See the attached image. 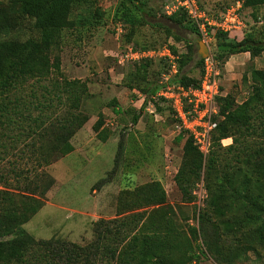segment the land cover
<instances>
[{"label":"rangeland","instance_id":"374dc122","mask_svg":"<svg viewBox=\"0 0 264 264\" xmlns=\"http://www.w3.org/2000/svg\"><path fill=\"white\" fill-rule=\"evenodd\" d=\"M6 1L0 0V6ZM143 1L148 2L156 18H143L127 5L121 6V0H80L71 16L74 26L64 30L51 49L53 67L46 78L31 80L17 96H0V109L9 108L15 99L31 103L25 112L23 103L14 112L0 110V190L33 195L43 201L41 210L24 226L37 241L56 238L88 246L99 220L111 221L113 227L114 221L127 219L133 223L132 233H137L145 229L143 224L153 211L165 210L173 218L181 241L198 255L188 264H264V222L243 223L244 210L237 204L238 195H242L241 201L249 202L252 189L258 186L256 177L248 178L244 160L264 150V99L252 112L248 127L234 130L231 140L221 143L220 148L213 142L210 155L217 160L210 186L219 187L220 178L228 180L226 184L237 180L234 189L229 185L225 188L224 203L232 206L223 218L235 224L239 220L228 233L219 228L216 238L212 225H218L220 219L211 214L201 231L199 218L212 210L207 207L211 195L207 191L206 162L210 155L203 159L201 170L185 156L186 138L177 141L180 132L166 105L152 102V108L146 104L138 124H133L142 108L139 102L131 103L132 89L145 94L151 87L160 86L168 68L160 58L149 60L147 72L144 68L140 71L137 64L118 62L121 49L131 46L126 43V35L133 26L125 21V15L135 20V42L141 48L159 51L171 45L190 77H199L196 62L203 44L186 28L184 17L183 26L163 17L165 0ZM234 1L200 0L203 8L213 11ZM245 14L246 30L254 28L263 39L264 6L246 9ZM87 18L91 24L86 26ZM154 19L165 26L150 25L149 20ZM30 36L29 27H19L2 33L0 40H25ZM217 45L219 42L214 41L210 50ZM57 57L58 71L54 66ZM228 62L221 75L223 95H232L242 104L252 94L257 71H264V51L256 58L235 55ZM152 97L149 94L146 101L149 103ZM45 101L52 105L41 109L39 103ZM100 115L104 122L101 137L93 130ZM64 143L72 145L73 151L61 155ZM158 192L166 196L161 206L152 198ZM20 201L17 197L15 203ZM188 227L199 228L196 240ZM205 239L233 254L216 260L204 246ZM199 249L206 256H200ZM98 261L95 264H100Z\"/></svg>","mask_w":264,"mask_h":264},{"label":"trees","instance_id":"16d2710c","mask_svg":"<svg viewBox=\"0 0 264 264\" xmlns=\"http://www.w3.org/2000/svg\"><path fill=\"white\" fill-rule=\"evenodd\" d=\"M79 2L80 0H7L4 6H0V35L19 27H29L32 32V36L25 40H0V96H17L21 89L31 80L41 81L46 78L53 67L50 59L51 49L60 34L74 26L71 16ZM243 2L245 9L256 10L264 6V0H243ZM120 5H127L131 9L127 8V10H134L143 18H156L153 9L148 7V2L143 0H121ZM125 16V21L133 26L126 35L127 45L134 43L135 45L133 44L132 46L135 49L141 51L150 50L149 47L141 48L139 43L135 42L137 40L136 30H134L135 20L131 15ZM163 17H166L164 12ZM182 17L187 22L186 28L198 36L196 26L189 20L186 13L181 11L167 19L183 26ZM85 21L86 26L91 24L90 19L87 18ZM149 24L165 26L159 19H154L152 22L149 20ZM246 28L235 35L222 32L215 33L210 44L214 43V41L219 42V45L212 49V53L220 63L222 70L232 56L250 54L251 58H256L264 51V38L259 37L254 32V28L249 31ZM125 49V47L121 49L120 53ZM189 52L193 53L191 47ZM203 61V58L199 57L196 62V67L199 69L198 78L190 77L183 70V63H179V72L173 77L170 84H178L184 87L198 86L201 80ZM148 62L150 61L145 60L137 64L140 67V71L144 68V72H147L146 66L149 65ZM54 66L56 71L60 69L58 57ZM142 78L146 80V75H143ZM159 88V85L153 86L145 94L138 89H132V92H140L145 98L142 109L133 118V124H138L141 112L148 104L146 97L149 94L154 96ZM221 91L222 94L217 98V102L220 116L223 119L213 133V142L217 143L219 148L222 140L232 138L234 130L248 127L251 124L252 112L258 110L257 105L260 102L262 105V99H264V71H257L252 94L242 104H238L232 95L224 96L222 88ZM30 96L32 99L35 98L33 93H30ZM20 103L24 104L23 108L25 109H23V112L31 108L30 102L26 103L20 99H15L14 104H11L9 108L3 106L1 109L14 112L19 108ZM39 104H41V109L52 105L47 104L46 101ZM103 123V116L100 115L93 126V130L99 137H101L103 132ZM184 138H186L184 145L185 156L188 159L192 158L193 165L198 170H201L203 164L202 154L194 145L192 138L185 132L180 133L177 141L181 142ZM72 151V145L64 143L60 154L66 155ZM211 151L213 152V150ZM216 160L214 155H210L206 162L207 191L211 195L207 202V207L212 210L211 213L200 214L199 218L201 231H204V225L207 224L208 217L211 214L220 219L218 225H212L213 235L217 238L219 237V228L222 227L228 233L236 228L239 220L235 224V222H230L223 218L228 208L230 209L232 206L231 203H224V193L227 191L225 188L229 185L234 189L237 180L233 178L226 184L228 180L220 178L219 187L210 186V178ZM244 164L250 175L248 178L256 177L255 181L258 186L255 187L257 192H255V188L252 189V196L250 197L249 195V202L241 201L242 195L237 196L239 200L237 204L241 207L240 210H244L241 218L242 222H264V197L262 196L264 190V150H258L250 154L244 160ZM247 183L248 181L245 179L243 183L245 188ZM17 197L21 198L19 204L15 203ZM152 198L160 206L166 201L164 192H158V195L154 193ZM0 205H3L0 207V264H95L97 260H99L100 264H188V262L191 263L198 256L181 241V235L178 232L179 230L177 229L178 231H176L175 229L173 218L165 210L153 211L149 215V221L143 224L145 229L137 233H132L131 225L133 223L127 221V219L114 221L113 227H110L111 221L99 220L95 223L93 242L88 246H80L74 242L56 238L37 241L27 232L24 226L44 206L43 201L36 196L17 195L7 190H0ZM132 217L141 220L139 216L134 215ZM187 230L192 238L195 240L198 238L199 228L188 227ZM204 241L207 251L216 260H225V257L230 258L233 254L232 251L229 254L224 250L222 251V248L219 250L215 243L207 239ZM199 250L200 256H206L205 251Z\"/></svg>","mask_w":264,"mask_h":264},{"label":"built area","instance_id":"2783aa9c","mask_svg":"<svg viewBox=\"0 0 264 264\" xmlns=\"http://www.w3.org/2000/svg\"><path fill=\"white\" fill-rule=\"evenodd\" d=\"M243 0H236L232 4L219 10H207L201 6L200 0H166L164 15L171 17L178 12L186 16L196 26L202 43L208 47L209 53L203 58L201 80L198 86L184 87L170 84L179 72L178 57L170 46L161 50H138L132 45L118 55L119 63L138 64L152 58H160L167 64L168 72L162 78L157 93L148 103L166 105L173 114L179 132H185L194 141L205 160L212 148L213 133L223 119L220 116L217 98L221 96L222 68L210 50V43L217 32L235 35L247 27ZM143 94L134 91L131 103L144 105ZM229 139L222 140L221 143Z\"/></svg>","mask_w":264,"mask_h":264},{"label":"water","instance_id":"95a60500","mask_svg":"<svg viewBox=\"0 0 264 264\" xmlns=\"http://www.w3.org/2000/svg\"><path fill=\"white\" fill-rule=\"evenodd\" d=\"M200 57L205 58L207 54L209 53L208 47L204 44H200Z\"/></svg>","mask_w":264,"mask_h":264},{"label":"crops","instance_id":"0c3cea01","mask_svg":"<svg viewBox=\"0 0 264 264\" xmlns=\"http://www.w3.org/2000/svg\"><path fill=\"white\" fill-rule=\"evenodd\" d=\"M241 56V55H247V54H238V55H236V56ZM229 64V62L228 63H226V65H228Z\"/></svg>","mask_w":264,"mask_h":264}]
</instances>
